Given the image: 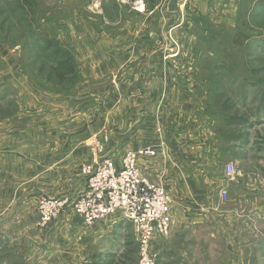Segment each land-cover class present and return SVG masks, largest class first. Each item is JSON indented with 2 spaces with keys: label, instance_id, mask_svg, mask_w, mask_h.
<instances>
[{
  "label": "crops",
  "instance_id": "1",
  "mask_svg": "<svg viewBox=\"0 0 264 264\" xmlns=\"http://www.w3.org/2000/svg\"><path fill=\"white\" fill-rule=\"evenodd\" d=\"M166 2L143 0L145 21L161 26L147 34L160 39L165 33H181L194 57L200 44L194 15L236 28L239 12L258 0H220L212 7L209 0H174L171 14ZM120 40L113 36L115 55L123 51L116 43ZM130 57L120 58L114 68L103 62L96 71L98 77L116 78L96 104L88 99L102 92L93 95L86 80L67 100L39 93L34 106L25 107L23 118L31 119L26 127L18 135L7 130L8 135L0 136V264H122L132 246L138 249V235L129 222L105 220L85 227L68 209L47 228L38 226L40 195L53 191L74 200L82 194L86 177L80 168L91 153L87 141L102 130L112 139L104 156L117 160L132 149L157 154L139 163L144 176L166 186L173 201L171 234L152 246L158 264H264V204L247 196L241 183L240 166L249 157L244 148L250 145L233 140L237 157L226 158L208 113L207 81L198 78L199 60L179 63L188 73L177 77L173 61L162 59L150 70L146 64L131 73ZM230 159L239 167L235 181L225 177ZM221 190L228 196L238 191L237 200L222 202Z\"/></svg>",
  "mask_w": 264,
  "mask_h": 264
},
{
  "label": "rangeland",
  "instance_id": "2",
  "mask_svg": "<svg viewBox=\"0 0 264 264\" xmlns=\"http://www.w3.org/2000/svg\"><path fill=\"white\" fill-rule=\"evenodd\" d=\"M117 1L121 7L118 6ZM166 1L167 12L170 14L175 12L174 0ZM32 2L35 4L36 17L31 20L33 28L30 29L29 25L31 23L21 22L17 0H0V136L8 135L7 130L16 132L12 135H18L22 131L21 129L26 127V121H31V119L23 118L28 112L25 107L28 103L34 106L39 93L59 96L60 99L67 100L78 94L77 88L86 80L93 95L97 96L99 91L102 92L99 97L88 99V104L99 102V99L106 93L105 91L109 92L110 87L114 85L116 80L113 74L104 78L97 76L96 71L100 70L107 61L109 64L106 68H114V64L120 63V58L123 59L126 55L131 56L133 64L128 65V70L132 73L143 69L146 64V69L150 70L149 66L151 64L161 59L163 61L170 60L173 61L175 66L172 72H175L178 77V73L182 76L188 73L178 64L187 63L194 58L190 57L187 51V44L190 45V43L184 42L181 33L172 35L165 33L160 39L155 35L150 37L147 34L148 30L156 33L158 29H161V26L154 23L153 20L151 25L145 21L147 10L143 0H30V3ZM209 3L212 7L216 3H220V0H209ZM263 4L264 0H258V19H254L252 23L247 20L248 25H241L243 30L241 33L245 34L242 35V41L238 39L240 35H233V37L236 36L237 44L232 45L231 40L226 36L228 32L224 35H218L220 39L222 38V41L214 38L217 41L215 43L211 38L210 47L206 49V46H203V52L201 51L199 57H202L201 54L211 53L220 58H224L225 55L234 58L235 65L230 68V71H226L225 74L223 71H219L222 82L220 107H218V104L211 102L213 107L210 116L215 123V134L218 131L217 135L223 138L226 158L237 157L232 153V142L229 141L236 138L242 140L243 133H245L243 128L232 127L228 118L233 116L243 118L245 116L253 122L254 125L248 129L249 131L247 130L248 133H245L249 138L244 144L250 145V147L244 148L245 155L249 157L247 163L240 166L241 175H243L241 183L249 190L246 192L247 196L255 197L254 199L264 204ZM249 6L250 4L247 3L244 8L247 10ZM194 19L195 15L192 19L195 25ZM206 21L208 23L212 22L211 19ZM208 23L201 21L199 25L208 28ZM235 23L234 21V26ZM170 25L171 23L168 22L167 26ZM199 25H195L196 29ZM162 26L164 31L166 29L164 22ZM226 28L231 27L226 26ZM33 30L39 35H49V38L55 39V43L60 49L69 51L77 65V72L74 75L66 74L64 79H61L51 67L50 69L46 68L41 50L45 46L46 40L41 39L40 42H33L34 38L30 36ZM200 32L206 35L203 30ZM113 36L121 38L120 41L116 42L118 46L121 45L120 47L123 50L117 52L118 55H115L113 48ZM226 38L228 42L224 43L223 40ZM129 48H131V51H128ZM125 52H128L129 55ZM152 52H155V54ZM104 55L105 58H103ZM196 66L200 74L198 78L200 80L204 78L207 81L210 68L201 62ZM145 74L152 75L150 71H146ZM96 100L99 101L96 102ZM234 103L237 104L238 109L236 114L234 113V107L231 108L232 111L227 109V107L233 106ZM243 105H245V108L241 110ZM222 111L226 113V118H223ZM257 117H260L259 120L256 119ZM111 141L108 130L95 133L88 139L87 147L91 152L90 159L88 158L89 160L85 161L80 168V172L86 177V182V168L94 164L95 155L98 156L100 162L112 160L115 165L122 164L125 153L117 160L112 156L103 155ZM100 145H103V148L100 153H97V147H100ZM230 163L236 165V161L230 159L225 167ZM49 194L48 196L40 195L38 197L36 204L38 216L41 198L69 199L62 194L56 195L53 191H50ZM237 195L238 191H235L234 195L232 191L226 203H233L234 200H237ZM216 196L218 197V194ZM215 200L221 205L218 198ZM0 215L2 217L1 212ZM138 249L135 250L132 246L122 264H138Z\"/></svg>",
  "mask_w": 264,
  "mask_h": 264
},
{
  "label": "built area",
  "instance_id": "3",
  "mask_svg": "<svg viewBox=\"0 0 264 264\" xmlns=\"http://www.w3.org/2000/svg\"><path fill=\"white\" fill-rule=\"evenodd\" d=\"M97 148L100 153L103 145ZM124 155L122 164L117 165L112 160L100 162L95 155L94 164L86 168V189L75 200L41 198L38 226L47 228L68 209L85 227L105 220L129 222L138 235V264H158L152 246L171 234L173 201L166 186L148 180L140 169V159L155 157V150L132 149ZM225 168V177L235 181L238 167L230 163ZM219 196L222 202L228 201L226 190H221Z\"/></svg>",
  "mask_w": 264,
  "mask_h": 264
},
{
  "label": "trees",
  "instance_id": "4",
  "mask_svg": "<svg viewBox=\"0 0 264 264\" xmlns=\"http://www.w3.org/2000/svg\"><path fill=\"white\" fill-rule=\"evenodd\" d=\"M17 5H18V11H19V15L21 22H25L30 24L32 21V19H35L36 14H35V4L32 2L30 3V0H17ZM264 5V4H263ZM262 6V4H261ZM248 10H250L248 12ZM259 18V7H258V3L255 4V6H253V8L251 6L248 7V9L244 11L241 10L239 12L238 15V21H237V27L236 28H226V25L224 26H219V25H214L212 22L208 23L207 18L199 15L197 17H195L194 19V23L195 25H199V23L201 21H203L204 23H208L209 27H201L199 25V27L196 30V34L197 37L200 41L199 47L194 55V57L199 60V62H201L204 65H207L209 69V73L210 75L207 78V89L209 92V97H208V105H209V116L211 115V108L213 107L212 103L214 104H218V107H220L219 101L221 98V80H220V72L219 71H223V73L225 74L226 71H230V68L233 67L235 65L234 62V58H231L229 56H226L224 58H220L219 56L217 57V55L208 53L206 55L201 54L200 56H202L201 58L199 57V54L201 53V51L203 52L202 48L203 46H206V49H208L210 47L211 41L210 39H212V41H214L215 43H217V41L214 40V38L222 41V38L220 39L218 37V35H224V33H227L226 36H228L229 40H231L232 45L237 44L236 41V36L233 37V35H240V38H238L240 41H242V35H245L243 33H241L242 28L241 25L247 24V20L248 22L254 21V19H258ZM243 22V23H242ZM248 25V24H247ZM29 28H33V24L31 23L29 25ZM228 30H226V29ZM201 30H203L206 35H204L202 32H200ZM218 33V34H217ZM31 38H34L33 42H40V40H46L45 42V46L41 49L42 50V59L44 62H46V68L50 67L53 69V71H55L58 74V77H60L61 79H64V77L67 75H74L77 72V65H76V61L74 60V57L69 53V51H64L62 49L59 48V46L57 45V43H55V39L54 38H49V35H39L37 32H34V30L32 31V33H30ZM49 38V39H48ZM224 43H227L228 40L227 38L223 40ZM31 42V43H33ZM211 47H213L211 45ZM233 47V46H232ZM230 48V47H229ZM216 54V53H215ZM218 54V53H217ZM231 58V59H230ZM212 100V101H211ZM212 102V103H211ZM235 108L234 113H238V109H237V104L234 103L233 106H229L227 107V109L229 111H232L231 108ZM245 105H243V108H241V110H244ZM244 113V112H243ZM221 114V113H220ZM222 115L223 118H226V113H223L222 111ZM245 115V114H244ZM211 118V116H210ZM260 118V117H259ZM259 118L257 117L256 119L259 120ZM230 119L229 124H231L232 127H239V128H243L245 131V133H248V129L253 126L254 124H252L253 122L250 121V119L246 118L245 116L243 118H238L236 116H233ZM238 129V128H237ZM248 130V131H247ZM247 131V132H246ZM218 133V131H217ZM243 133V137L242 140L236 138V140H239L240 142H242L244 144V142L249 138V136L247 134ZM219 137V139L223 140V138L219 135H217ZM233 141V140H232ZM229 141V142H232Z\"/></svg>",
  "mask_w": 264,
  "mask_h": 264
}]
</instances>
